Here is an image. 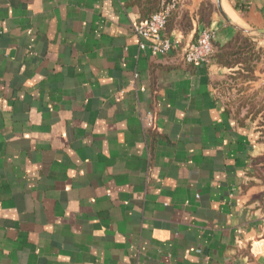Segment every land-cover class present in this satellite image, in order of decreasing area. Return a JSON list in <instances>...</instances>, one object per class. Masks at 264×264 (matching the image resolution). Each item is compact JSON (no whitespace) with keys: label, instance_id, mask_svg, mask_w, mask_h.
I'll return each mask as SVG.
<instances>
[{"label":"crops","instance_id":"obj_1","mask_svg":"<svg viewBox=\"0 0 264 264\" xmlns=\"http://www.w3.org/2000/svg\"><path fill=\"white\" fill-rule=\"evenodd\" d=\"M221 3L0 0V264H264V0ZM164 4L155 54L134 27ZM205 28L261 60L188 63Z\"/></svg>","mask_w":264,"mask_h":264},{"label":"built area","instance_id":"obj_2","mask_svg":"<svg viewBox=\"0 0 264 264\" xmlns=\"http://www.w3.org/2000/svg\"><path fill=\"white\" fill-rule=\"evenodd\" d=\"M173 7V4H164L150 18L136 24L134 27L139 36L151 39L152 42L149 46L155 54H167L174 47L180 46L181 40L179 37H171L166 33ZM215 36L216 31L214 29H203L197 41L184 48L183 58L185 61L196 65L210 63L214 52ZM141 47L145 48L146 45L142 44ZM149 120L152 121V117Z\"/></svg>","mask_w":264,"mask_h":264},{"label":"trees","instance_id":"obj_3","mask_svg":"<svg viewBox=\"0 0 264 264\" xmlns=\"http://www.w3.org/2000/svg\"><path fill=\"white\" fill-rule=\"evenodd\" d=\"M210 5L211 3L208 2L207 8H209ZM170 17H169V21H170ZM169 21H168V24H169ZM257 42H258L257 39L239 32L232 40H230L229 43L222 46L220 52L216 49V45L214 42V52L211 58L212 60L216 59L220 63L226 64L229 66L242 63L244 65L243 66L244 70L252 71L251 64L249 62L252 56H254V54L251 50H253V48L257 46Z\"/></svg>","mask_w":264,"mask_h":264},{"label":"rangeland","instance_id":"obj_4","mask_svg":"<svg viewBox=\"0 0 264 264\" xmlns=\"http://www.w3.org/2000/svg\"><path fill=\"white\" fill-rule=\"evenodd\" d=\"M258 47V42H257V46L255 48H253V50H251L254 54V56H252L251 60H250V64H251V68H252V65L256 62V61H260V55L258 54V52H254L255 49H259L257 48ZM259 51V50H257ZM257 54V56H256ZM248 55V54H246ZM243 80L244 79H248V78H256L254 73L253 75L251 74L250 75V72L249 73H246L242 76ZM230 90H227V92L232 95L230 98L232 100V98L236 99V96L235 94H239L241 92L242 94V91H243V88L242 87H237L236 88H232L230 87L229 88ZM261 92L263 91L264 92V88L260 89ZM257 90L253 91V92H250L248 93V95L250 96H246L244 101H248V105H247V108L248 109H254V113L252 115V118H257L258 119V122L260 125L263 126V130H262V136L264 138V93L261 95V97H259L257 94ZM235 102V100H234ZM250 111V110H249ZM256 171H257V177L260 178L259 180L261 181V183L264 185V154L259 156L258 159H257V162H256Z\"/></svg>","mask_w":264,"mask_h":264},{"label":"water","instance_id":"obj_5","mask_svg":"<svg viewBox=\"0 0 264 264\" xmlns=\"http://www.w3.org/2000/svg\"><path fill=\"white\" fill-rule=\"evenodd\" d=\"M217 6L219 8V10L221 11V13H223V15L226 17V19H228L227 15L225 14V12L223 11V8H222V3H221V0H217ZM229 20V19H228ZM233 26L235 27H238L239 29L243 30V31H246L245 29L241 28L240 26L232 23Z\"/></svg>","mask_w":264,"mask_h":264}]
</instances>
